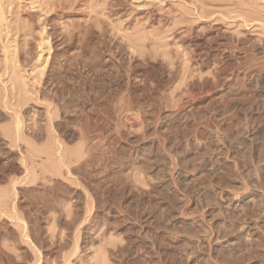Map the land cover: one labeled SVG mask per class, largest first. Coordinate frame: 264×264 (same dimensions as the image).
<instances>
[{
	"label": "rangeland",
	"instance_id": "374dc122",
	"mask_svg": "<svg viewBox=\"0 0 264 264\" xmlns=\"http://www.w3.org/2000/svg\"><path fill=\"white\" fill-rule=\"evenodd\" d=\"M0 264H264V0H0Z\"/></svg>",
	"mask_w": 264,
	"mask_h": 264
},
{
	"label": "bare ground",
	"instance_id": "6f19581e",
	"mask_svg": "<svg viewBox=\"0 0 264 264\" xmlns=\"http://www.w3.org/2000/svg\"><path fill=\"white\" fill-rule=\"evenodd\" d=\"M19 124V123H18Z\"/></svg>",
	"mask_w": 264,
	"mask_h": 264
}]
</instances>
